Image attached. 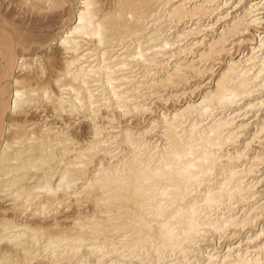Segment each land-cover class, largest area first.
Returning a JSON list of instances; mask_svg holds the SVG:
<instances>
[{
    "label": "bare ground",
    "instance_id": "obj_1",
    "mask_svg": "<svg viewBox=\"0 0 264 264\" xmlns=\"http://www.w3.org/2000/svg\"><path fill=\"white\" fill-rule=\"evenodd\" d=\"M19 2L58 19L0 12V261L264 264V0Z\"/></svg>",
    "mask_w": 264,
    "mask_h": 264
},
{
    "label": "rangeland",
    "instance_id": "obj_2",
    "mask_svg": "<svg viewBox=\"0 0 264 264\" xmlns=\"http://www.w3.org/2000/svg\"><path fill=\"white\" fill-rule=\"evenodd\" d=\"M24 7L19 0H0L1 14L23 26L29 33L48 34L57 25L56 19L58 18L57 15H54L55 13L43 15L37 12H29Z\"/></svg>",
    "mask_w": 264,
    "mask_h": 264
},
{
    "label": "snow or ice",
    "instance_id": "obj_3",
    "mask_svg": "<svg viewBox=\"0 0 264 264\" xmlns=\"http://www.w3.org/2000/svg\"><path fill=\"white\" fill-rule=\"evenodd\" d=\"M134 140H135V137L133 136V134L131 132H129L127 134V141L126 142L130 146L135 147ZM101 168L103 169V165H101ZM186 174H187V172H186ZM100 175H101L100 172L96 173L97 177H99ZM97 182H99V181H97ZM62 183H63V181H62ZM87 186L91 187V184H88ZM165 195H166V193H165ZM209 195H211V193H209ZM189 232L194 233L195 236H201L202 235V233L196 232L194 229H189V231L185 232V235H189ZM262 235H264V233H262ZM262 243H264V241H262ZM50 247H54V246H50ZM52 256H53V264H55V253L54 252L52 253ZM0 264H6V262L5 261H0Z\"/></svg>",
    "mask_w": 264,
    "mask_h": 264
}]
</instances>
